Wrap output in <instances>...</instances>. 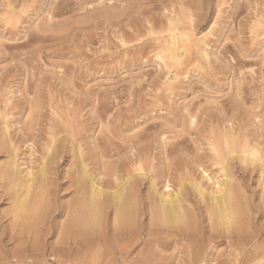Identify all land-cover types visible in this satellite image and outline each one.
Returning a JSON list of instances; mask_svg holds the SVG:
<instances>
[{"label": "rangeland", "instance_id": "obj_1", "mask_svg": "<svg viewBox=\"0 0 264 264\" xmlns=\"http://www.w3.org/2000/svg\"><path fill=\"white\" fill-rule=\"evenodd\" d=\"M8 1L0 0V110L7 106V121L13 125L18 159L26 172L36 174L48 156L49 146L58 139H64L63 145L72 149L67 138L72 136L76 144L80 142L82 151L90 154L95 140L109 146L111 132L129 126L136 131L139 128V137H145L149 130H170L174 133L167 135L169 148L197 146L203 158L214 155L209 142L219 138L220 130L225 132L234 126L241 140L259 141L264 155V25L262 28L261 22L257 23L263 19L264 0H202L208 2L204 14L209 13L210 19L217 14L216 19H220V27L216 24L205 39L208 45L164 52L162 32H150L149 22L164 20L166 13L160 4H178L179 0ZM183 1L189 2L193 15L201 14L197 0ZM233 12L232 22L228 21ZM211 20L206 34L215 22ZM223 26L229 27L226 30ZM204 30L194 38L202 39ZM161 52L166 56L181 52V62L174 65L170 57L159 61ZM121 139L113 140L121 144ZM70 154L64 150L58 164L61 181L65 172L76 169L72 166L76 167L77 161H72ZM241 167L236 160L238 177H243ZM211 170L213 179L205 186L213 189V183L216 179L223 181L224 174L218 172L220 167ZM245 177L249 191L258 193L261 186L257 170L245 173ZM144 184L146 191L149 185ZM250 192L248 196L256 201ZM48 251L46 258L39 259L42 263L37 259L25 263L78 264L80 260L89 264L86 259L73 262L70 258L72 263L65 258L56 260ZM229 251L227 243H221L208 264H228L232 259ZM166 256L163 264H185L178 252L170 251ZM2 258L0 264H19L9 255L6 260Z\"/></svg>", "mask_w": 264, "mask_h": 264}, {"label": "bare ground", "instance_id": "obj_2", "mask_svg": "<svg viewBox=\"0 0 264 264\" xmlns=\"http://www.w3.org/2000/svg\"><path fill=\"white\" fill-rule=\"evenodd\" d=\"M182 1L169 5L161 2L160 8L167 14L166 23L163 19L154 24L148 21L150 32L156 29L162 32L159 35H162L163 52L167 49L183 51L201 44L207 46L205 39L212 35L215 25H219L216 14L206 34L211 19L209 13L204 14L203 7L208 2L197 0L201 14L195 16L188 7L189 2ZM260 15L263 19L257 23L261 22L263 28L264 14ZM227 18L232 22L234 12ZM202 29L206 35L196 40ZM163 52L159 53V61L170 57V63L174 64L181 60V52H171L169 56ZM4 107V112L0 110L2 259L6 260L4 257L9 255L17 263L26 264L45 257L48 249L56 260L86 259L88 262L84 261L89 264H163L168 259L166 254L172 251L182 255L185 264H208L216 247L226 242L232 258L228 264H264V161L263 145L259 141L241 140L232 126L225 132L220 130L219 138L209 142L214 155L211 153L212 157L203 158L197 146L194 149L181 145L169 148L171 142L167 135L172 132L170 130H149L145 137L143 134L139 137V128L136 131L134 126H129L114 129L113 137H108L109 146L95 140L90 154L84 153L80 142L76 144L77 139H71L72 136L67 137L72 149L63 145L64 139H58L59 143L56 141L47 148L48 156L36 174L27 173L18 159L13 125L7 121V106ZM114 138L121 139L122 145ZM66 149L72 161H77L76 167L72 166L76 169L65 172L66 177L61 181L57 176L58 164ZM236 160L242 165L239 171L243 177L236 175ZM89 161L91 164L87 163ZM211 167H220L218 172L224 174V180L216 179L213 189L205 186L213 179L211 169L214 168ZM255 170L261 186L258 193L250 192L244 179L245 173ZM145 182L149 185L146 191L143 190ZM249 192L257 202H252ZM9 244L13 247H8Z\"/></svg>", "mask_w": 264, "mask_h": 264}]
</instances>
